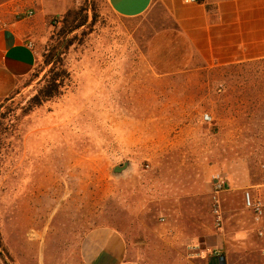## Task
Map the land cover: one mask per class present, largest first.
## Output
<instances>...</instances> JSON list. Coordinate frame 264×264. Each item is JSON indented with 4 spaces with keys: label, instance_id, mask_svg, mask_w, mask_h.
Masks as SVG:
<instances>
[{
    "label": "rangeland",
    "instance_id": "obj_1",
    "mask_svg": "<svg viewBox=\"0 0 264 264\" xmlns=\"http://www.w3.org/2000/svg\"><path fill=\"white\" fill-rule=\"evenodd\" d=\"M42 5L57 13L46 44L60 43L66 11L88 20L60 55L70 73L60 96L29 109L48 69L45 44L38 75L0 103V190L23 196L16 218L27 263L67 264L83 233L109 227L141 264H209L216 255L264 264V218L255 223L243 205L247 190L264 198V61L206 65L155 4L135 19L117 17L106 0ZM215 174L227 183L220 225ZM49 180L51 205L41 195ZM11 204H0L7 218Z\"/></svg>",
    "mask_w": 264,
    "mask_h": 264
},
{
    "label": "crops",
    "instance_id": "obj_2",
    "mask_svg": "<svg viewBox=\"0 0 264 264\" xmlns=\"http://www.w3.org/2000/svg\"><path fill=\"white\" fill-rule=\"evenodd\" d=\"M106 4L114 15L123 19L138 18L155 4L208 66L264 61V0H201L199 4H186L184 0H106ZM42 6V0H0L3 24L0 27V103L9 98L38 65L47 41L48 19L57 14ZM29 11L32 12L30 17L27 16ZM51 184L49 180L47 192L45 183V191L41 193L45 203L49 200V205ZM2 194L0 190L1 205L7 208L12 201L8 218L0 211L2 241L16 264H28L29 252L25 251L28 244L22 238L24 230L20 229L23 224H20V217L16 218L23 196L20 191L14 193L13 199ZM212 243L213 238L204 239V246ZM34 262H38L37 257ZM67 264L141 263L132 258L119 232L109 227H96L80 236L76 257Z\"/></svg>",
    "mask_w": 264,
    "mask_h": 264
},
{
    "label": "trees",
    "instance_id": "obj_3",
    "mask_svg": "<svg viewBox=\"0 0 264 264\" xmlns=\"http://www.w3.org/2000/svg\"><path fill=\"white\" fill-rule=\"evenodd\" d=\"M81 10H68L62 16L61 27L57 33L58 38L60 37V43L57 45H51L50 40L46 44V52L42 55L43 67H47V71L44 75V84L37 90L36 94L30 99V108L39 107L44 102L49 101L61 95L62 87L65 81L69 79L70 73L65 67L62 58L64 52H66L75 41V36L69 37L74 31L82 28L87 23V14H83ZM83 14V15H82ZM95 22V18L91 24ZM37 66L35 67V69ZM37 76L38 73L31 74ZM19 89L14 90V95ZM10 95V97L12 96ZM8 99V98H6ZM5 99V100H6ZM0 262L1 264H15V260L8 248L2 241L0 234Z\"/></svg>",
    "mask_w": 264,
    "mask_h": 264
},
{
    "label": "built area",
    "instance_id": "obj_4",
    "mask_svg": "<svg viewBox=\"0 0 264 264\" xmlns=\"http://www.w3.org/2000/svg\"><path fill=\"white\" fill-rule=\"evenodd\" d=\"M201 0H184L186 4H199ZM27 16H32V12L29 11ZM2 21L0 20V27H2ZM204 120L209 121L210 117L208 115H204ZM261 188H264V184L261 185ZM227 189V183L223 177L219 174H215L212 176V191H211V203H212V212L215 216V221L217 225L221 223V211H220V194L223 193ZM243 205L249 210L253 216L254 222L259 224L262 222L264 218V198L260 196L259 192L252 190H247L243 194ZM257 234L259 236H263V231L261 226L257 229ZM212 261L209 264H224L222 258H218L217 255L212 257Z\"/></svg>",
    "mask_w": 264,
    "mask_h": 264
},
{
    "label": "water",
    "instance_id": "obj_5",
    "mask_svg": "<svg viewBox=\"0 0 264 264\" xmlns=\"http://www.w3.org/2000/svg\"><path fill=\"white\" fill-rule=\"evenodd\" d=\"M128 167H129V164L128 163H125L123 166H121V167H116L115 168V171L116 172H122V171H125L126 169H128Z\"/></svg>",
    "mask_w": 264,
    "mask_h": 264
}]
</instances>
